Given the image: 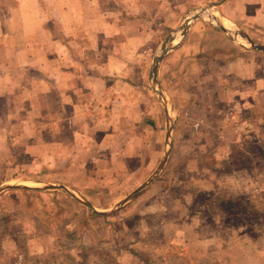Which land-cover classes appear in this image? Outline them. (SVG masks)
Masks as SVG:
<instances>
[{
	"label": "rangeland",
	"instance_id": "obj_1",
	"mask_svg": "<svg viewBox=\"0 0 264 264\" xmlns=\"http://www.w3.org/2000/svg\"><path fill=\"white\" fill-rule=\"evenodd\" d=\"M83 1L27 0L33 34L45 38L47 23L55 35L57 10L63 4L81 7ZM173 2L175 27L161 25L150 42L138 40L125 53L143 58L141 70L115 64L112 55L109 72L123 70L133 86L109 95L112 75H107V85L91 97L96 108L89 116H78L71 104L58 120L54 89L45 93L37 82L42 77L53 85L55 64L49 57L31 67L32 79L20 80L30 93L17 87L16 102L5 103L0 112V124L10 128L0 136V185L14 179L63 184L97 209L109 210L154 172L167 148L164 106L150 83V66L163 41L173 33L168 46L178 44L185 18L205 8L196 19L201 27L219 31L208 16L215 13L264 44V0ZM9 4L14 3L0 0L2 61L23 56L13 40L21 39L17 29L24 16L3 15ZM62 26V37L70 38V27ZM222 34H192L190 40L207 55L198 58L189 76L181 77L183 58H162L158 65L156 83L169 101L172 137L165 164L147 187L105 215L62 190L30 182L5 188L0 191V264H264V52L240 46L249 45L239 35L234 40ZM63 50L71 63L72 50ZM41 52L56 56L54 45L35 48ZM76 54L87 58L84 48ZM112 80L119 87L114 75ZM45 100L47 108L39 112ZM27 108L37 113L34 119Z\"/></svg>",
	"mask_w": 264,
	"mask_h": 264
},
{
	"label": "crops",
	"instance_id": "obj_2",
	"mask_svg": "<svg viewBox=\"0 0 264 264\" xmlns=\"http://www.w3.org/2000/svg\"><path fill=\"white\" fill-rule=\"evenodd\" d=\"M12 1L14 4H11V6L9 4L7 8H3L2 14L11 16L17 13L24 16L23 22H19L17 29L21 39L13 40L17 47H21L23 56L16 60L14 56L11 58L9 55L8 58L4 59L9 65H2V62H6L0 59V112L6 108L5 103L8 102L11 105L16 102L18 97V94H16L17 87H24L27 90L24 93H30L20 80L22 78L23 80L32 79L31 67L35 68V65L37 67V63H47L50 57L49 61L55 64L53 74L55 82L51 85L52 83L47 79H42V77L37 82L42 84L44 90H46L45 93L54 89L56 109L59 114L58 120L63 119L64 109H67V106L71 104L72 108L74 107L80 112L78 116L81 114L89 116L91 109L96 108V104L91 101V97L95 94V91L107 85V75H112V77L114 75L115 79H118V83L120 82L119 87H117L115 80H112L110 76L109 95L119 92L120 89L133 86L131 84L133 82L124 76L123 70L120 72L115 70L116 72L113 74L109 72L113 63L112 55H116L114 58L115 64L120 65L123 63L126 68H129L128 66L131 64L137 72V70H141L140 65L143 58L141 56L138 58L132 57L131 59L130 57L126 58V51L135 48L139 44L138 40L144 43L146 41L150 42L153 39V34L155 31L156 33L159 31L161 25H164L167 29H173L174 24L177 23L174 0H84L81 7H71L72 5L63 4L55 14L56 34L54 35L53 29L49 28V25L45 22L47 34H45V38H40L33 34V26L27 20L28 5L24 6L27 0L21 3H19V0L18 2ZM196 21L190 23L184 38L174 48L170 49L162 60L183 58L185 61L180 70V74H183L181 77L191 75L194 66L200 64L198 58L201 55H207V50L202 48L201 44L198 45L196 44L197 41L190 40L192 34L198 30H203L208 34L217 33L219 35L220 30L218 31L214 26L201 27ZM63 23L66 24V29L70 27L67 29L71 34L70 38L64 39L62 37V34H64ZM16 26V24H13L12 27ZM8 29L11 32V29ZM159 37L160 34L155 35V39ZM49 45H54L56 48L55 58L46 52L35 53V48ZM157 47H159V42ZM63 48H66L67 51L72 50L71 63L67 62ZM81 48H84L87 58H81L79 54H76ZM121 48L124 49L123 52ZM212 55L213 53L209 54V56ZM122 56L125 58L119 60ZM38 67L43 72L44 66L38 65ZM182 69L184 70L182 71ZM157 70L158 78L159 68ZM6 80H9V82ZM102 98L107 99L105 93ZM47 101L42 102L39 112L46 110L47 105L45 103ZM110 101L109 105H111ZM26 114L29 115V118L34 119L37 113L27 108ZM13 117L21 123V117H17L15 114ZM73 118L75 117L73 116ZM44 125L47 124L41 123V128ZM56 125L61 126L59 122ZM2 131L7 135L10 132L9 126L4 127L0 124V136Z\"/></svg>",
	"mask_w": 264,
	"mask_h": 264
},
{
	"label": "water",
	"instance_id": "obj_3",
	"mask_svg": "<svg viewBox=\"0 0 264 264\" xmlns=\"http://www.w3.org/2000/svg\"><path fill=\"white\" fill-rule=\"evenodd\" d=\"M205 11L204 9H201L199 11H196L194 14L188 16L185 18V20L183 21V23L180 25L179 28V33L181 36V40L184 38L186 31L188 30L190 23L192 21H195L196 19H198L202 13ZM209 16V20L210 23H213V21L215 22V25L220 29V31H222L224 34H226L227 36H229L231 39H236V36L239 35L241 36L249 46H246L243 43H240V46H243L245 48L251 49V50H255V51H262L264 52V44L263 43H256L254 42L245 32H243L242 30H232L231 28H229L225 22L222 16H218L215 13H208ZM213 20V21H212ZM174 35L173 33L170 34L162 43L161 48H160V52L159 54L155 57V59L153 60L151 66H150V76H151V86L154 90V92L159 95V97L162 99V104L164 106V110H165V115H166V120H167V126H166V144H167V148L164 152V155L161 159V161L159 162L157 168L154 170V172L141 184H139V186L134 189L128 196L124 197V199H122L117 205H115L114 208L109 209V210H99L97 209L91 202H89L85 197H83L80 193H77L75 191H73L71 188L66 187V185L63 184H55V183H48L45 181H39V180H31V179H14L11 180L10 182H5L2 185H0V191L4 190L5 188L8 187H12L14 186L16 183H24V182H30V183H34L41 189H51V190H62L65 191L67 194H69L70 196H72L73 198H75L77 201H79L80 203H82L83 205H85L90 211H92L95 214H99V215H105V214H109L112 213L113 211L119 209L120 207H122L123 205H125L128 201L132 200L134 197H136L144 188L147 187V185L157 176V174L159 173V171L161 170V168L163 167V165L165 164V161L168 157L169 154V147L171 145V137H172V117H171V113L169 112V110L167 109V104H169V101L167 100V97L165 96V94L162 92V90L160 88H158L157 86V68L159 65V62L162 60L163 56L172 48H174L177 44L172 45V46H168V43L171 42L174 39Z\"/></svg>",
	"mask_w": 264,
	"mask_h": 264
},
{
	"label": "bare ground",
	"instance_id": "obj_4",
	"mask_svg": "<svg viewBox=\"0 0 264 264\" xmlns=\"http://www.w3.org/2000/svg\"><path fill=\"white\" fill-rule=\"evenodd\" d=\"M207 13H208V12H207ZM205 16H206V15H205ZM227 26L233 30V28H232V26H231L230 23H227ZM230 26H231V27H230Z\"/></svg>",
	"mask_w": 264,
	"mask_h": 264
}]
</instances>
